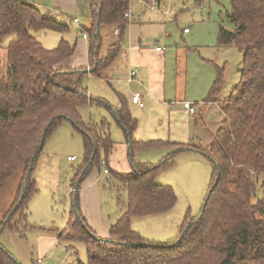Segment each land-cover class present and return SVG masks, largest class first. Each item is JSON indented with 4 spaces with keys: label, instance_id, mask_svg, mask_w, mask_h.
Here are the masks:
<instances>
[{
    "label": "trees",
    "instance_id": "trees-1",
    "mask_svg": "<svg viewBox=\"0 0 264 264\" xmlns=\"http://www.w3.org/2000/svg\"><path fill=\"white\" fill-rule=\"evenodd\" d=\"M203 1L194 0L197 4ZM156 2L160 8L163 0ZM135 3L137 0H91L90 25L83 28L88 69L57 67L75 54L76 43L62 37L56 48L47 49L31 34L40 30L67 34L70 28L62 19L24 0H0V49L6 50L9 63L6 70L0 69V193L19 174L13 203L0 224V236L9 230L22 239L26 232L38 229L56 234L58 241L70 248L82 243L87 263L76 264H264V0H230L228 19L235 29L219 27L218 45H234L242 54L243 67L240 82L223 107L221 127L208 147L137 140L134 135L139 122L132 116L128 101L119 96L116 107L105 98H94L83 85L86 76L109 84L107 70L118 59L134 17L133 12L131 19L126 14ZM105 27L118 31L106 49L101 33ZM225 72V67H217L209 99L218 94ZM84 107L106 110L122 129L131 157V175L111 170L110 156L116 144L109 123L105 118L85 123ZM64 122L82 135L84 152L73 172L70 187L74 192L69 196L66 227L46 230L29 223L28 203L38 192L34 177L37 161L49 137ZM159 149L171 153L158 163L134 160L137 151ZM186 151L201 153L212 164L202 211L197 217L185 216L175 239L148 240L133 229V220L162 215L175 207L174 189L159 184L156 175L172 167L177 155ZM104 168L110 172V182H119L127 192L124 211L110 226L108 239L100 238L90 227L80 202L83 183L94 169ZM0 264H22L1 241Z\"/></svg>",
    "mask_w": 264,
    "mask_h": 264
},
{
    "label": "rangeland",
    "instance_id": "rangeland-1",
    "mask_svg": "<svg viewBox=\"0 0 264 264\" xmlns=\"http://www.w3.org/2000/svg\"><path fill=\"white\" fill-rule=\"evenodd\" d=\"M137 2V4L131 6V10L134 19L136 18L141 23L139 26L142 29L137 24V27L134 28L133 38H138L143 32H148L150 36L144 40V44L147 47H154L155 41L159 36L157 35L158 33H162L163 38H165L164 34L175 36L177 33L179 35L178 42L185 44L187 41L181 40L180 37L181 35L183 36L185 29H189L191 31L189 37H191L192 43L187 44L190 45V51L202 57V61L203 59H210L213 63L226 69V78L224 77L226 81L222 82L218 87L216 101H211L207 98L205 100L208 101L206 102L207 105L204 106L207 110H201L200 108L199 111H201L196 116L197 122L200 123H197L195 129L198 137L195 144L208 147L211 144L212 135L221 127L224 119L223 107L229 99L233 88L240 82V71L243 67L242 54L234 45L226 47L218 45V30L220 26L229 31H234L235 29L234 24L228 19L231 11L230 0H204L201 4H197L194 0H163L160 8H156V0L145 1L147 4L141 3L140 0H137ZM38 3L44 2L38 0ZM46 8L48 7L46 6ZM44 12H48V9H45ZM48 13L51 14L50 12ZM90 15V9L89 13L87 11L78 14L67 12L65 20L62 19V22L68 24L70 28L67 34L50 30L32 31L31 34L47 49L56 48L62 37L77 45L79 40H84L83 28L90 25ZM53 16L58 18L56 15ZM174 17L176 19L171 22L170 19ZM75 19L78 20V23H74ZM159 19L160 21H158ZM153 22H158V24L156 23L157 25H154V27H149L153 26L150 24H155ZM160 28L164 31L162 32ZM165 29L168 33H165ZM130 32L131 27L128 28L122 45H127V38ZM101 33L104 40V48L106 49L108 43H112V39L117 36L116 30L105 27ZM9 40L10 37L5 40V45L8 44ZM159 44L166 45L168 49L177 47L176 44H165V41L162 40ZM80 52L81 50L77 51V57L79 58H81ZM84 57V54H82L83 60ZM8 65L6 50L2 48L0 49L1 71L6 70ZM211 66H213L211 74L215 80L217 76L216 69L214 65ZM201 69L202 75L209 72L207 67ZM110 71L107 70V76H110ZM83 85L88 88L90 95L94 98H100L101 93H104L102 98H105L107 97L105 94L111 93L109 84L95 76L84 77ZM148 111H152V107H148ZM82 116L85 123H88L90 120L97 122L102 118L107 119L112 139L116 144L115 150L110 156V168L113 172L128 176L130 174L128 171H132L130 164L131 157L129 159L128 145L126 144L124 133L116 124L114 118L106 110L96 107H84L82 109ZM162 119L163 114L158 115L157 120L161 121ZM148 127L150 125H147V121L141 122L140 128L142 130ZM140 130L135 132L134 137L136 139L142 138V134L140 133L142 131ZM147 135L145 137L142 135L145 139H148L146 141L159 139L149 138L156 137L154 134L148 133ZM168 136H163L165 138L161 139L167 141L169 139ZM83 152L82 135L69 122H64L49 137L37 161L34 172L38 192L28 203L30 211L29 223L31 225L46 230H63L66 227L70 213L69 196L74 192V189L70 187L74 177L73 172L81 163ZM169 153H171V150L168 149L145 152L137 151L134 154V160L142 163H158L166 158ZM70 156H75L77 161H70L68 158ZM105 171V168L101 171L94 169L87 179H90L92 176L95 179L100 178L99 183L102 186L106 221L112 222L116 221L118 214L124 211L123 203L127 201V192L119 182H115V180L114 183L113 181L110 182V178L107 176L110 172L106 174ZM211 175L212 164L203 154L194 151L179 153L172 167L164 168L156 175V181L159 184L171 186L174 189L177 197L175 207L170 212L162 215L135 218L132 223L133 229L151 241L167 242L175 239L178 236L180 225L185 216L189 213L192 217H197L201 213L209 193ZM262 181L263 179H260L258 183L259 198L263 197ZM18 182L19 174L14 176L0 193V224L4 218L5 211L7 213L11 207L10 203L12 198L14 199L13 195L14 191L18 188ZM30 231L26 232V238H23L24 240L29 239L30 242L35 241L36 236L42 232L38 229ZM20 240L21 238L16 233L9 230H5L0 236V241L22 264L36 263L39 260H37L38 254L31 252L32 255L30 256L27 247L25 248L23 243H20ZM71 257L75 263L79 261L87 263L85 245L75 243ZM64 258L66 257H61L59 254L54 255L46 264H64ZM66 263L70 264L72 260H66Z\"/></svg>",
    "mask_w": 264,
    "mask_h": 264
},
{
    "label": "crops",
    "instance_id": "crops-1",
    "mask_svg": "<svg viewBox=\"0 0 264 264\" xmlns=\"http://www.w3.org/2000/svg\"><path fill=\"white\" fill-rule=\"evenodd\" d=\"M24 1L39 7L43 11L48 9V12L52 15H56L59 19L63 20H65L67 12L78 14L87 11L89 13V9L91 8V0H42L44 3H38V0ZM46 6L48 8H46ZM158 21H160V19ZM153 23L155 24H150L153 26L149 27H154V25L158 24V22ZM137 24L138 27H140L139 25L141 23L133 17V22L130 26L131 32L128 34L127 38V45L121 44L118 59L108 69L109 71L111 70L110 76H108L111 93L108 95L105 94V96H107L105 98H107L106 100L110 101L111 104L118 107L120 104L119 96H123L129 103L132 116L139 122L136 131L141 129L140 126L143 121H147V125H150V127L140 130L142 131L140 133L144 137L148 136L147 134L149 133L156 135V137L149 138H159L158 140H162L161 138H165L163 136L169 135V142L195 144V141L198 139L195 129L197 123H200L197 122L196 116L201 110H207L204 106L207 105L206 102L208 101L205 100H207V98L209 99L210 90L215 82L211 74V70L213 69L211 65H214L216 73L217 67L221 66L213 63L210 59H203L202 61V57L190 51V45L188 44L192 43L191 37H189L191 31L189 33H183V36L181 35L180 37L181 40H186L188 44L179 43V35L177 33L175 36H167L164 34L165 38L162 37V33H158L157 35L159 36L157 40L155 39V46L147 47V45L144 44V40L150 36L148 32H143L138 38L132 37L134 28L137 27ZM140 28L142 29V27ZM163 31L164 30H162V32ZM165 33H168L166 29ZM161 40L165 41V44H176L177 47L168 49L166 45L163 46L159 44ZM76 46L75 54L58 64L57 67L82 68L89 66L87 39L84 38V40H79ZM157 47H163L165 50L163 52H157ZM78 50H81V58L77 57ZM82 54L85 56L84 60L82 59ZM204 67H207L209 72L202 75L201 68ZM133 70H136L137 76L134 81L129 82V75ZM225 78L224 81H226ZM136 92L142 94L143 101L145 102L144 108H140L132 103L131 98ZM103 94L104 93H101L100 98L104 96ZM215 99H217V94L209 100L216 101ZM185 101L202 103L200 106L201 110H198L195 115L189 114L182 106V103ZM148 107H152V111L149 112ZM160 114H163V119L161 121L157 120ZM142 135V138H138L137 140H148ZM128 172L131 174L133 170H129ZM107 176H109V174ZM90 179H87L83 183L80 190L81 210L95 233L100 238L108 239L110 237V226L116 221H106L102 186L99 183L100 178L95 179L92 176ZM119 216L120 214H118L116 220ZM24 238H26V236ZM20 243H23L25 248L27 247L30 256L32 255L31 252L37 253V260L42 259V264H46L49 259H52L54 255L58 254L61 257H66L64 258V264H68L66 260H72L70 264H76L71 257L74 247L70 248L68 244L59 242L54 233L46 234L40 232L39 235L36 236L35 241L30 242L29 239L24 240L22 238Z\"/></svg>",
    "mask_w": 264,
    "mask_h": 264
},
{
    "label": "built area",
    "instance_id": "built-area-1",
    "mask_svg": "<svg viewBox=\"0 0 264 264\" xmlns=\"http://www.w3.org/2000/svg\"><path fill=\"white\" fill-rule=\"evenodd\" d=\"M140 2L141 3H145V0H140ZM145 4H147V3H145ZM126 17L129 18V19L132 18V10L131 9L126 14ZM74 22L75 23H78V20L75 19ZM189 32H190L189 29H185V33H189ZM116 34H118V31H116ZM84 37H86V35H84ZM164 50H165V48H163V47H157L156 48V51L157 52H163ZM136 76H137L136 70L131 71V73L129 75V79H128L129 82L134 81L136 79ZM131 101H132V103L134 105H136V106H138L140 108H144L145 107V102L143 101V96H142V94L140 92H136L132 96ZM201 105H202V103H195V102L194 103H191V102H188V101H185V102L182 103V106H183L184 110L186 112H188L189 114H191V115H195L198 112V110H199V108H200ZM69 160L70 161H76L77 158L76 157H69ZM105 173L107 174L108 171L106 170ZM37 263L38 264H42V259H39L37 261Z\"/></svg>",
    "mask_w": 264,
    "mask_h": 264
}]
</instances>
